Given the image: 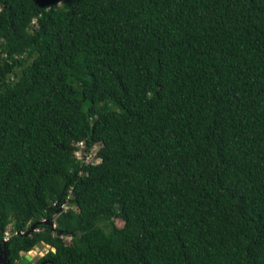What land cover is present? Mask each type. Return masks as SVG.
<instances>
[{"label":"trees","instance_id":"trees-1","mask_svg":"<svg viewBox=\"0 0 264 264\" xmlns=\"http://www.w3.org/2000/svg\"><path fill=\"white\" fill-rule=\"evenodd\" d=\"M40 243L264 264V0H0V252Z\"/></svg>","mask_w":264,"mask_h":264},{"label":"rangeland","instance_id":"rangeland-1","mask_svg":"<svg viewBox=\"0 0 264 264\" xmlns=\"http://www.w3.org/2000/svg\"><path fill=\"white\" fill-rule=\"evenodd\" d=\"M12 80H15V78L13 77ZM79 147H80V149H79L78 154H77L79 158L87 157V161H89V162H94V163L99 162V159L97 157H95V153H96L99 146H95L88 153L83 152V150H82L83 144L79 145ZM63 207H64V209L67 208V204H64ZM44 221H46V220H44ZM115 222H116L117 226H119V227L122 226V224H123V221L121 219H116ZM50 224H52L53 228L55 227L54 222H51ZM6 231L8 232V236H9L10 235V227H8V229ZM64 238H65L66 242H69V240H70L69 237L65 236ZM48 250H54V248L50 247L47 244L40 243L37 246H35L32 250H30L28 252H22V255L24 256L27 254L30 257L31 261L35 262L40 257H42Z\"/></svg>","mask_w":264,"mask_h":264},{"label":"water","instance_id":"water-1","mask_svg":"<svg viewBox=\"0 0 264 264\" xmlns=\"http://www.w3.org/2000/svg\"><path fill=\"white\" fill-rule=\"evenodd\" d=\"M41 222H44V223H49L50 222L51 223V221H47V220L46 221L42 220ZM34 228H35V224H32L31 225V230H33ZM6 241L7 240H4L3 244H5ZM29 259H30V257L27 254L22 256V258H21V260L24 261V262H27V260H29ZM1 260H2V262H1ZM0 262H1L0 264H9V262L6 260V255L4 257L0 256Z\"/></svg>","mask_w":264,"mask_h":264},{"label":"flooded vegetation","instance_id":"flooded-vegetation-1","mask_svg":"<svg viewBox=\"0 0 264 264\" xmlns=\"http://www.w3.org/2000/svg\"><path fill=\"white\" fill-rule=\"evenodd\" d=\"M0 256H1V257H4V256H2V253H1V252H0ZM22 256H23V255H22ZM22 256H21V258H22ZM21 258L19 259V261H17L16 264H22V263H23V264H35V263L37 262V260H36L35 262H32L31 259L27 260V262H24V261L21 260ZM1 262H2V260H1ZM1 262H0V263H1Z\"/></svg>","mask_w":264,"mask_h":264},{"label":"built area","instance_id":"built-area-1","mask_svg":"<svg viewBox=\"0 0 264 264\" xmlns=\"http://www.w3.org/2000/svg\"><path fill=\"white\" fill-rule=\"evenodd\" d=\"M78 145H82V143H79ZM79 149H80V148H79ZM79 149L75 151V155H76L77 157H78L77 154H78ZM78 158H79V157H78ZM7 239H8V232L5 231L3 241H4V240H7Z\"/></svg>","mask_w":264,"mask_h":264}]
</instances>
